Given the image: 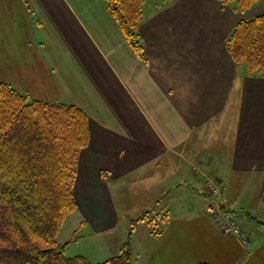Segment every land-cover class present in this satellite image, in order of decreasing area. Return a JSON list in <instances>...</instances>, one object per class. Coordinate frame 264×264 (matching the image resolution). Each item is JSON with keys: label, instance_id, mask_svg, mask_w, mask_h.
Masks as SVG:
<instances>
[{"label": "crops", "instance_id": "obj_1", "mask_svg": "<svg viewBox=\"0 0 264 264\" xmlns=\"http://www.w3.org/2000/svg\"><path fill=\"white\" fill-rule=\"evenodd\" d=\"M147 1L140 58L105 0H0V80L87 115L72 242L108 241L107 259L133 217L148 212L132 232V264H264V77L226 48L234 25L263 13L264 0L244 13L219 0H156L146 13ZM225 123L226 140H215ZM210 175L250 246L209 217ZM129 185L157 192L154 208L165 219L157 233L142 230L152 212L123 205Z\"/></svg>", "mask_w": 264, "mask_h": 264}, {"label": "trees", "instance_id": "obj_2", "mask_svg": "<svg viewBox=\"0 0 264 264\" xmlns=\"http://www.w3.org/2000/svg\"><path fill=\"white\" fill-rule=\"evenodd\" d=\"M145 1L105 0L140 58L143 47L137 28ZM219 1L244 13L259 0ZM226 48L235 64L243 63L249 72L264 77V12L240 18L226 39ZM88 137L87 115L79 107L30 99L0 80V264L133 263L132 232L148 212L132 220L118 253L101 262L83 255L66 256L71 241L57 239L77 208V165Z\"/></svg>", "mask_w": 264, "mask_h": 264}, {"label": "rangeland", "instance_id": "obj_3", "mask_svg": "<svg viewBox=\"0 0 264 264\" xmlns=\"http://www.w3.org/2000/svg\"><path fill=\"white\" fill-rule=\"evenodd\" d=\"M162 2L164 0H161ZM150 2L147 7H146V13L148 11H153L158 5L159 3L156 0H151V1H147ZM149 8V10H147ZM143 15H144V11H143ZM241 68L244 70L246 67L243 63L240 64ZM246 70V69H245ZM233 122V120H231V123ZM230 123H225V124H221L220 127H218L214 133L216 134V139L215 140H226L224 138V132L226 130L227 125ZM227 135V134H225ZM198 161H194V167H196L198 169ZM211 176V175H210ZM128 190V194L127 197L125 195H123V199H121V201L123 202V205L126 207L127 205V211L129 213H133V215H137L138 213H142L143 211L147 210L152 212L153 214H151V217L149 219H146V222L143 224L142 230H144V232L146 230L151 229V231H153L154 233H157V230L161 229L165 224L164 221L165 219L162 218V214L157 215V211L154 208V197L157 196L156 193L157 192H148L149 188L146 187H138L135 185H129L127 187ZM125 197V198H124ZM155 211V212H153ZM255 211V210H254ZM262 210H258V212H254L255 215H257L258 213L260 214ZM237 215V214H236ZM139 216V215H138ZM237 217H240L241 220L245 223L246 226H248L246 223H249L248 220H246L245 217L241 216V215H237ZM74 217H72V214L69 216V219L67 221L64 222L63 226L61 227V229L59 230V233L57 234V239L60 241L66 242V241H71L66 249H65V255L66 256H75V255H84L86 256L88 259H90L92 262L94 261V263H96L97 261H102L104 260L106 257V255H109L112 252L106 251V245L108 243V241H104V240H90L87 237L76 240V242H72L75 241L76 237L80 235V233L77 232V234H73V230H74ZM136 217H133V219H135ZM132 219V220H133ZM260 219V218H258ZM77 221V219H76ZM129 225L130 221H126ZM122 227V225L120 226V228ZM129 228V226H127ZM131 227V225H130ZM130 230V228H129ZM160 231V230H159ZM80 232L84 233V230L82 229ZM129 232V231H128ZM60 234V235H59ZM75 235V236H73ZM83 241V242H81ZM81 242V243H80ZM111 255V254H110Z\"/></svg>", "mask_w": 264, "mask_h": 264}, {"label": "built area", "instance_id": "obj_4", "mask_svg": "<svg viewBox=\"0 0 264 264\" xmlns=\"http://www.w3.org/2000/svg\"><path fill=\"white\" fill-rule=\"evenodd\" d=\"M198 166V169L195 167L196 170H200V164ZM204 188L210 195L215 197V202L209 206L207 212L219 230L224 234L236 236L246 247L250 246L252 241L250 234L242 228L234 214L221 201L220 187L216 178L207 176Z\"/></svg>", "mask_w": 264, "mask_h": 264}]
</instances>
